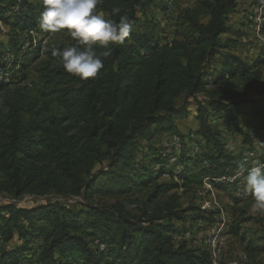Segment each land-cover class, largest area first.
<instances>
[{"label":"trees","instance_id":"1","mask_svg":"<svg viewBox=\"0 0 264 264\" xmlns=\"http://www.w3.org/2000/svg\"><path fill=\"white\" fill-rule=\"evenodd\" d=\"M151 3L100 0L97 11L115 21L127 15L133 31L123 44H97L98 54L111 53L95 78L82 80L63 69L52 48L40 56L41 41L31 42L28 32L42 31V0H0V20L9 26L0 50L12 55L10 63L0 61L9 76L0 79V196L45 199L30 207L0 202V264H211L204 247L173 236L183 230L180 223L213 222L212 212L180 199L196 193L203 179H216L233 159L209 123V109L243 113L250 118L244 127L264 136V56L240 66L227 52L239 43L228 20L237 0H196L163 41L147 21L140 26L138 13ZM191 104L201 151L165 166L150 146L152 154L138 160L141 146L158 133L183 139L177 121L191 114ZM203 160L207 166H200ZM147 161L164 167L149 169ZM191 162L199 167L194 172ZM175 167L181 171L175 174ZM163 174L167 180L159 179ZM138 186L144 196L127 200ZM241 221L229 231L245 241ZM262 252L264 246L247 243L243 254L248 262Z\"/></svg>","mask_w":264,"mask_h":264},{"label":"rangeland","instance_id":"2","mask_svg":"<svg viewBox=\"0 0 264 264\" xmlns=\"http://www.w3.org/2000/svg\"><path fill=\"white\" fill-rule=\"evenodd\" d=\"M34 1L36 3L41 0ZM195 1L196 0H175L174 11L169 13L164 7V0H153L150 6L139 11L138 19L142 24L140 26H146L147 21L148 27L152 28L149 32L154 38L161 41L167 40L173 35L179 14L183 9L192 7ZM237 2V9L234 13H231L228 20L230 22L229 34L236 37L239 43H237L236 47L231 48L232 50L230 49V51L227 52L232 54L235 57V62L242 66L254 63L259 57L264 56V50H261V47L264 49V45H262L264 44L262 43L264 40V32L262 30V32H257L256 30L254 21L256 15H252L254 18L252 19L247 14L248 8L251 6L254 7L253 12L259 9L258 0H237ZM8 30L9 26L5 25L0 20V45L5 46L4 43L8 40L6 36ZM43 32H28V34L31 33L32 35L31 42L33 45L41 41L40 56L44 54V50H46L47 47H58L60 43H66L72 38L70 32L66 29H62L60 32L55 33L49 32V36H45ZM23 44L24 48H26L29 42L25 39ZM9 55L11 54L7 53L6 50H0V61L6 64L10 63L12 55L11 57ZM3 57L5 59L4 61ZM32 65L33 64H31V66ZM262 71L264 72V65H262ZM1 76L5 77L4 74H1ZM250 95H252V93ZM194 108L193 104H191V112L194 111ZM208 113L210 114L208 120L212 129L218 132L220 140L224 143L226 154L233 159L225 164L221 169L222 174L216 179H212V181H209L208 178L203 179L202 185L197 188L196 193L193 195L191 192L187 193L180 199L183 205L188 204V202H193V204L207 212H212L210 218L213 222L198 221L192 228H188V222H186V224L178 223L179 229L183 230L180 233H176L173 238L175 241L185 238L188 246L202 247L200 243L203 239L220 224L221 220H223L224 225L219 231L221 241L219 244L220 252L216 258L215 264H264V252L257 255H255L256 253L253 254L254 257L248 258V262L243 254L244 247L247 246V243L264 246V214L253 213L251 211L253 198L249 193L243 191L244 177L247 175V169L257 162L262 163L264 161V136L257 135L256 130L252 126L244 127L243 122L250 120V118L243 113H235L232 117L224 111L213 112L209 109ZM177 124L180 132L183 134L182 140L177 135L169 134V132L158 133L152 138L150 145L143 144V146H141L142 149L140 150L142 152L137 155V159L141 160L142 154L144 153L150 156L152 154V152L149 151L150 146L157 149L158 154L163 157L165 166L178 163L182 158V154L194 156L196 153H199L201 147L195 145V140L193 139L197 138V136L192 133V131L197 129L198 125V123H195V119L190 115L186 120L178 121ZM198 159L201 158L198 157ZM200 164V166L208 165L205 160ZM247 164L251 166L247 168ZM196 165L197 164L194 162L189 163L188 166L191 172L199 168L197 167V169H194ZM241 165H243L245 169L243 172L241 171ZM145 166L149 169L153 168L154 170H161V168L164 167L163 165V167L160 165L157 166V164L149 161L146 162ZM166 169L170 170L171 167H166ZM180 171L181 168H174L175 174ZM159 177L160 180H167L168 175L163 174V176ZM136 189L133 195L126 197L127 200L136 197L142 198L144 196L145 190H141L139 186ZM46 199L51 198L48 197ZM113 200L114 199L103 198L102 202L110 203ZM4 201H11L17 205L30 207L35 204L44 203L45 199L36 196H23L19 199H9L0 196V202ZM67 202L72 203L71 200H67ZM131 205L132 203L126 201L125 206L127 209L133 210L134 207ZM235 219L237 221L243 220L240 222V235L242 234L244 236L243 238L245 241H242V237L233 236L229 231V226L234 223ZM37 244L38 243L35 242L33 246L37 248ZM33 259V257H28V263H31Z\"/></svg>","mask_w":264,"mask_h":264},{"label":"clouds","instance_id":"3","mask_svg":"<svg viewBox=\"0 0 264 264\" xmlns=\"http://www.w3.org/2000/svg\"><path fill=\"white\" fill-rule=\"evenodd\" d=\"M100 0H42L43 11L38 24L44 32H60L67 29L75 43L70 46L51 49V55L59 58L63 69L82 80L95 78L104 67V57L111 49L98 54L96 45L107 47L110 43L123 44L133 31V24L127 15L118 21L108 18L103 11H97ZM113 14L119 9H113ZM244 166L241 165L243 172ZM244 191L253 198L251 211L264 214V163L257 162L244 177Z\"/></svg>","mask_w":264,"mask_h":264},{"label":"bare ground","instance_id":"4","mask_svg":"<svg viewBox=\"0 0 264 264\" xmlns=\"http://www.w3.org/2000/svg\"><path fill=\"white\" fill-rule=\"evenodd\" d=\"M174 2L175 0H169L168 2V7H167V3H164V7L166 8L167 12H173L174 11ZM257 2V1H256ZM258 7L259 9H257V11L255 10L252 15H256L255 18V24H256V30L258 31H263L264 32V7H263V3L262 0H258ZM256 13V14H255ZM253 18V17H252ZM254 19V18H253ZM261 31V32H262ZM34 32V31H32ZM32 36V35H31ZM259 36V35H258ZM264 43V40L263 42ZM264 45V44H262ZM11 57V55H9ZM8 56V57H9ZM9 57V58H10ZM12 58V57H11ZM5 60V59H4ZM1 74H4V76H1ZM8 74L6 73H2L0 72V79L1 78H6L7 79ZM253 129V128H252ZM251 135L253 136V133L251 132ZM169 137V136H168ZM181 144V143H180ZM174 154V153H173ZM171 155V154H170ZM244 191V190H243ZM242 193V192H239ZM223 219V218H222ZM224 225V221L221 220L220 224L217 227H213L214 230H212V232H210V234H208L203 241L200 243V245L202 247H204L209 253H210V259H211V264H215L216 263V258L218 257V254L220 252V246L219 244L221 243L220 241V230L222 229ZM212 228V227H211ZM194 235V234H192ZM198 236V235H197ZM185 237V236H184ZM185 240V238H184ZM219 246V248L217 249V246ZM98 245V249L99 250H103L104 245L102 243L97 244ZM197 245V244H196Z\"/></svg>","mask_w":264,"mask_h":264},{"label":"crops","instance_id":"5","mask_svg":"<svg viewBox=\"0 0 264 264\" xmlns=\"http://www.w3.org/2000/svg\"><path fill=\"white\" fill-rule=\"evenodd\" d=\"M253 9H254V7L251 6V7L248 8V12H247L248 16L251 17V18H252ZM252 19H253V18H252ZM253 26H254V22H253ZM254 28H255V26H254ZM190 115L195 119V117H194V115H193L192 112H191V114L188 115V117H189ZM186 119H187V118H186ZM186 119L178 120V121H184V120H186ZM178 121H177V122H178ZM195 123H197V120H196V119H195ZM197 126H198V125H197ZM177 127H178V124H177ZM178 129H179V128H178ZM179 130H180V129H179Z\"/></svg>","mask_w":264,"mask_h":264},{"label":"built area","instance_id":"6","mask_svg":"<svg viewBox=\"0 0 264 264\" xmlns=\"http://www.w3.org/2000/svg\"><path fill=\"white\" fill-rule=\"evenodd\" d=\"M168 2H169V0H164L163 3H167V7H168ZM262 3H263V7H264V0H262ZM3 61H4V57H3ZM208 231H210V230H208ZM178 237H181V236H178ZM216 246H217V244H216ZM218 248H219V246H217V249Z\"/></svg>","mask_w":264,"mask_h":264}]
</instances>
